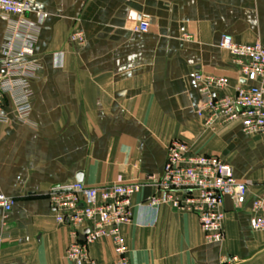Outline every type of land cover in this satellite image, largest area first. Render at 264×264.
<instances>
[{"label":"crops","instance_id":"obj_1","mask_svg":"<svg viewBox=\"0 0 264 264\" xmlns=\"http://www.w3.org/2000/svg\"><path fill=\"white\" fill-rule=\"evenodd\" d=\"M142 18L149 31L132 30ZM28 19L38 63L32 111L21 121L7 104L0 122V194L14 200L6 217L0 210V264H76L66 256L72 228L56 221L50 189L119 177L144 184L121 228L130 264H264V230L251 226L264 193V133L249 135L239 121L206 127L196 80L224 76L230 87L220 93L234 92L237 72L220 40L264 47V0H31ZM14 20L0 14V60ZM175 138L222 156L248 183L242 206L224 198L223 241H207L195 214L147 205L158 193L150 177L162 175ZM90 255L95 264L117 257L109 238Z\"/></svg>","mask_w":264,"mask_h":264},{"label":"built area","instance_id":"obj_2","mask_svg":"<svg viewBox=\"0 0 264 264\" xmlns=\"http://www.w3.org/2000/svg\"><path fill=\"white\" fill-rule=\"evenodd\" d=\"M31 0H0V14L15 16L6 42L1 48L0 60V122L6 120L4 108L13 107L21 121L32 111L30 79L38 63L34 58L36 35L28 19ZM148 18L132 25V30L146 33ZM73 44L84 42L79 31L70 36ZM220 47L230 53L237 72L234 92L222 94L230 87V79L198 72L196 80L202 96L198 116L206 127L217 121H239L249 135L264 133V47L260 42L239 43L232 36L223 35ZM158 193L147 200L157 210L162 205L195 214L207 241L226 238L224 198L229 196L242 206L248 192V183L238 179L233 166L218 154L193 150L182 139H172L167 146V157L161 176H151ZM141 182H125L119 177L105 186H88L83 182L53 186L49 192L51 206L58 223L72 228L75 240L67 247L66 256L76 264H95L90 246L101 238L112 240L116 260L113 264H130L129 247L121 228L133 219V197L143 187ZM14 200L0 194V210L6 217ZM251 226L264 230V193L251 206Z\"/></svg>","mask_w":264,"mask_h":264}]
</instances>
